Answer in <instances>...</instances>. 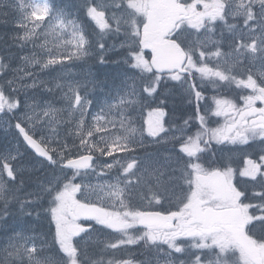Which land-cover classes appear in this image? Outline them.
<instances>
[{
    "label": "snow or ice",
    "instance_id": "6c2138e0",
    "mask_svg": "<svg viewBox=\"0 0 264 264\" xmlns=\"http://www.w3.org/2000/svg\"><path fill=\"white\" fill-rule=\"evenodd\" d=\"M16 6L21 10L20 32L12 37L13 42L23 48L29 42L35 45L43 36L45 41L39 47L45 52L40 57L36 52L22 57L24 67L15 69L17 74L0 84V113H20L15 124L9 120L3 123L18 130L41 168L46 163L50 171L37 179L35 191H25L22 199L23 174L30 170L31 158L19 147L0 153V218L8 214V205L15 200L21 214L31 215L28 208L39 205L37 221H46L47 227L39 232L35 226L14 232L0 245V264H161V258L163 264H264V155L259 156V162L249 157L240 172L250 178L254 188L261 189L251 197L245 194L247 189L241 191L235 186L231 167L205 168L195 162L211 152L213 142L249 145L251 141L264 152V106H256L258 101L264 105V0H79L75 13L55 0H18ZM79 15L95 21L99 31H89L79 22ZM228 17L241 23L229 24ZM217 21L230 34L229 53L221 50L223 31L221 39L214 38ZM121 30L124 63L141 74H150L139 78L146 84L142 92L151 97L166 79L186 86L185 94L193 98L190 102L195 104L196 115L174 127L171 134L164 127L167 113L162 106L153 108L140 127L135 126L128 111L135 112L142 101L134 86L131 91L118 89L112 97L115 103L105 101L92 122L85 123L92 107L88 97L96 82L72 78L71 65L86 60L94 48L109 51L105 37L119 35ZM200 30L203 33L197 35ZM49 36L58 40L53 45L56 51L47 47ZM65 36L68 39H63ZM145 50H150V60L145 59ZM206 57L222 63L209 67ZM12 58L11 53L0 54V71L9 68L5 61ZM98 59L103 62L104 57ZM37 64L41 69L59 66L54 79L63 83L57 82L55 89L62 94L64 108H56L49 101L43 107L30 105L27 100L22 107L14 94L37 86L38 74L25 71ZM233 70L236 75H232ZM194 72L200 74L201 82L215 85L224 81L249 89L251 94L241 98L242 106L225 97H213L214 110L206 107V114H201L200 101L205 97L192 80ZM29 77L33 78L31 84H18ZM128 80L136 81L137 77L126 76L125 88ZM14 84L18 86L12 88ZM5 86L12 91L6 94ZM212 116L222 117L224 122L208 127ZM73 118L74 131L69 132L73 141L69 145L57 138L53 126ZM33 121L42 122V127L38 129ZM189 121L199 122L191 135ZM46 128L51 130L48 136L43 134ZM145 133L163 151L160 147L148 151ZM161 133H165L163 138ZM53 143L57 147H52ZM117 153L123 155H114ZM104 157H111L112 162H97ZM114 169L117 174L110 181L89 182L92 175ZM242 198L259 203H244ZM154 207L163 210H152ZM94 225L119 234L114 241L102 242L99 253L89 250L97 232ZM132 230L139 234L132 235ZM141 242L143 251L150 254L143 261L115 258L127 246ZM109 253L113 258L105 259ZM181 255L188 259H179Z\"/></svg>",
    "mask_w": 264,
    "mask_h": 264
},
{
    "label": "trees",
    "instance_id": "16d2710c",
    "mask_svg": "<svg viewBox=\"0 0 264 264\" xmlns=\"http://www.w3.org/2000/svg\"><path fill=\"white\" fill-rule=\"evenodd\" d=\"M79 0H55V3L61 7H66V11L69 13L76 12V5ZM18 4V0H2L0 2V54L11 53L12 60L5 61L9 63V68L0 71V84L4 83L5 79H12L15 73V69L23 68L22 57L26 55H30L32 52H36L37 56L40 57L44 55L45 50L41 49L39 46L44 43L45 37L41 36L35 42V45L32 42L27 43L23 48L20 47L18 43H14L12 37L15 36L18 32H20L18 21L21 16V10L16 6ZM70 19L77 18L76 16H70ZM79 22L86 27L89 31H99V28L92 23V20L86 16L79 15ZM219 24V22H218ZM217 34H220L221 31L217 30ZM22 34V32L20 33ZM113 35V36H120ZM108 35V36H109ZM48 48H52L53 51L56 49L53 45L58 43L57 38L49 36L48 38ZM63 39H68L67 36L63 37ZM119 38L116 37V40ZM107 41H105L106 44ZM103 56L104 60L101 62L98 57ZM112 58L109 57L107 52H101L100 50L94 48L92 49L90 57L86 58V60L76 61L75 64L71 65L73 77L76 80L88 79L96 82V86L94 90L89 95V99L92 100V107L89 108V115L85 118V123L90 124L92 122V116L99 112L100 108L103 107L105 101L115 103L112 100L117 94L118 89H125L127 91H131L134 86L136 91L140 92L139 99L142 101V105L136 106L135 112H132L131 109L128 111V115L132 116L136 121V127H140L142 124L146 122V117L153 108L156 107H164L167 115L164 116L163 122L166 130L169 131V134L173 131L174 127H180L184 120L189 117H194L196 115V108L194 102L192 101V97L188 96L184 92V87H182L176 81L164 80L162 81L161 86L157 89V92L153 94L151 97L148 96L147 93L142 92L141 89L146 86L140 82L139 78L141 75L150 76V74H138L133 73L130 69H123L116 73L115 75H108V67ZM27 71H30L37 75V86L35 88H29L26 92L21 91L19 93H14L19 99L23 102L27 100L28 104L38 103L45 104L46 101L51 102L57 108H64L65 104L61 100V92L59 89H55V84L57 82L63 83V81H56L54 78L57 77L60 72L59 66H53L47 69H41L40 65H34L29 67ZM5 72L7 75L5 76ZM22 75V73H19ZM234 73L232 75H236ZM127 77H137L136 81L128 80L127 88H125L124 81ZM32 77L30 81H26L27 79L21 80L18 82L19 85L31 84ZM192 80H194L198 85V90H201L204 94L205 99L200 101V113L205 114L206 104L210 100H213V97H225L227 99L233 100L238 106H242L241 98L245 95H249V91L247 89H241L237 87L235 84L228 85L227 82L220 81L215 85L210 81L201 82L200 74L193 73ZM40 81H44L46 83H40ZM18 85H12V88H16ZM6 87V94L11 92L12 89ZM48 89H55L54 92H49ZM123 94V92H121ZM163 102V104H161ZM17 112L9 113L12 119H15ZM64 119L67 120V115L64 116ZM36 127L39 129L42 127V122L36 121ZM72 122L62 123L60 125H54L56 128L57 138L66 140L69 145L72 144L73 136L69 135V132L74 131L70 127ZM190 127L188 129V134H194L199 128L198 121H189ZM68 125V126H67ZM209 127V124H208ZM50 129L46 128L44 131V135L48 136L50 134ZM41 133L37 132V137H39ZM179 135V133H176ZM165 133H161V137H164ZM98 138V137H97ZM144 141H148L145 143L148 145V151H155L158 147L163 151V147L153 144L152 139L147 136L145 133ZM78 143V141H77ZM52 147H57L56 143L51 145ZM19 147L20 152L27 153V155L31 158L30 163L28 165L29 171H25L23 174V178L25 180L24 189L19 193V196L23 199L24 192L35 191L34 184L37 179H43L47 175L48 169L47 164H44V167L41 168L40 163L35 158V154L26 146L18 131L12 127L8 128V125H2L0 122V153H4L7 151H13L15 148ZM164 147H171L170 144H164ZM179 147V145H177ZM120 154V153H117ZM114 154V155H117ZM123 155V154H120ZM104 157L102 159H105ZM57 174H59L57 172ZM68 175H71V170H68ZM6 178V177H5ZM7 179V178H6ZM79 182V178L77 181ZM27 199L32 200L33 197H27ZM3 207V203L0 202V208ZM43 207H47L45 203ZM158 208V207H157ZM8 214L0 218V245L4 244L9 236H11L14 232H20L21 230L27 229L29 226H35L37 231L39 232L41 228L47 227V222L45 221L43 224L37 221L36 212L40 211V206L36 205L34 208L29 207L28 211L31 212V215L21 214L19 210V203L15 200L11 201L8 205ZM84 223L83 221H81ZM54 230V223L52 225ZM51 238L49 237V240ZM103 246L101 244H96L94 246H89L90 252L99 253L100 249ZM195 251V250H194ZM182 258L179 259H188L187 256L181 255ZM93 258H99L98 255H94ZM105 259H112L111 253L107 254ZM116 259H131L128 258L124 252H119L116 254Z\"/></svg>",
    "mask_w": 264,
    "mask_h": 264
},
{
    "label": "flooded vegetation",
    "instance_id": "af4514ba",
    "mask_svg": "<svg viewBox=\"0 0 264 264\" xmlns=\"http://www.w3.org/2000/svg\"><path fill=\"white\" fill-rule=\"evenodd\" d=\"M189 2H191V0H189ZM229 18L233 19L231 17H228V19ZM236 20H239V19H236ZM221 31H223V24L222 23H221ZM193 32L195 34V30H193ZM216 37H217V35L214 38L216 39ZM229 37H230V34L225 31V35L223 36V43L221 45V50L224 53H229L231 51V49L228 47ZM209 50L215 51V48H209ZM146 54H147V52L144 51L145 57H146ZM194 59H195V57H194ZM218 63H222V61H219L218 59L215 58L212 60L211 65L209 67L214 68L217 66ZM253 70L255 71L256 69H253ZM234 73H236V70H233L232 74H234ZM241 103H243L242 100H241ZM256 106L261 107L264 105H262L258 101ZM206 107H211L214 110L213 100H210L208 102V104H206ZM205 114H206V110H205ZM223 122L224 121H223L222 117H215V116H212L208 120L209 127H211V128H215L219 124H222ZM259 148H260V145L258 143H253L251 141L249 142V145H231V144L219 145V144H215V142H213L211 152L208 153L207 156L202 155L198 161L205 168L213 167V168L223 169L225 167H231L235 173L233 183L241 191H245V189H247L245 194L247 196L251 197L253 192H259V191H261V189L254 188L252 186V183L250 182V178L242 177L240 175V172L244 169L246 160L249 157L251 159L259 162V156L264 155V152H260ZM242 202L252 203V204L259 203V201H257V200H252V199L243 200V198H242ZM250 211H253V210L250 209ZM97 234H101V235L105 236L108 233L105 231V229L97 228V232L93 235V237L96 236ZM108 240L109 239H104L103 242L108 241ZM93 244H94V242L92 240V242L89 244V246H91ZM101 244H103V243H101ZM174 257H175V259L177 258L175 254H174Z\"/></svg>",
    "mask_w": 264,
    "mask_h": 264
},
{
    "label": "rangeland",
    "instance_id": "374dc122",
    "mask_svg": "<svg viewBox=\"0 0 264 264\" xmlns=\"http://www.w3.org/2000/svg\"><path fill=\"white\" fill-rule=\"evenodd\" d=\"M200 31H202V30H200ZM197 35H200V33H198ZM29 68H27V69H25V71H27ZM31 77H29V79H30ZM31 105H40V106H45V104H38V103H32ZM54 107H56V106H54ZM57 108V107H56ZM36 112L39 114L40 113V108L39 107H37V109H36ZM2 114V113H1ZM30 115H31V113H29ZM64 116H66V114H64ZM44 119H47V118H44ZM74 119V118H73ZM27 123V122H26ZM33 123L35 124L36 123V121H33ZM72 123H74V120L72 121ZM28 124V123H27ZM8 128H10V127H8ZM105 180H109V179H104V178H90L89 179V182L91 183V184H97V183H103ZM110 181V180H109ZM111 234H112V236H113V238H114V240L115 239H117V238H119V234L118 233H115V232H113L112 230H110V229H107Z\"/></svg>",
    "mask_w": 264,
    "mask_h": 264
},
{
    "label": "bare ground",
    "instance_id": "6f19581e",
    "mask_svg": "<svg viewBox=\"0 0 264 264\" xmlns=\"http://www.w3.org/2000/svg\"><path fill=\"white\" fill-rule=\"evenodd\" d=\"M74 120V119H73ZM73 124V123H72ZM72 124L70 125V127L73 129V127H72ZM68 126V125H67ZM34 153V152H33ZM35 154V153H34Z\"/></svg>",
    "mask_w": 264,
    "mask_h": 264
},
{
    "label": "water",
    "instance_id": "95a60500",
    "mask_svg": "<svg viewBox=\"0 0 264 264\" xmlns=\"http://www.w3.org/2000/svg\"><path fill=\"white\" fill-rule=\"evenodd\" d=\"M150 52V50H148ZM22 137V136H21ZM29 148V147H28ZM30 149V148H29ZM33 151V150H32ZM34 152V151H33Z\"/></svg>",
    "mask_w": 264,
    "mask_h": 264
}]
</instances>
